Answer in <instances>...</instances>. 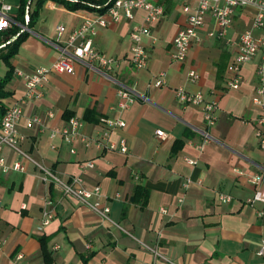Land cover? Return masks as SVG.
Returning a JSON list of instances; mask_svg holds the SVG:
<instances>
[{"label": "crops", "instance_id": "1", "mask_svg": "<svg viewBox=\"0 0 264 264\" xmlns=\"http://www.w3.org/2000/svg\"><path fill=\"white\" fill-rule=\"evenodd\" d=\"M2 3L11 5L9 14L15 17L19 2ZM163 5V15L143 39L149 56L143 68L128 60L129 31L142 24V10H135L132 20L110 22L93 36L94 46L116 59L115 78L138 95L127 109H117L115 81L96 65L78 60L73 61V73H49L42 95L23 104L18 130L25 139L20 147L32 160L3 147L6 162L19 161L23 169L0 171V264H264L259 253L264 243V216L259 212L264 203L247 202L257 188H264V149L258 145L254 124L264 106L252 101L258 59L242 65L237 88L226 84L234 41L246 29L254 35L260 32L253 28L255 10L236 7L222 36L217 35L214 18L206 15L185 59L175 61L173 37L194 11L196 0H164ZM33 6L34 0L30 11ZM96 11L69 10L54 0L42 3L17 52L8 62L0 58V80L10 71L3 88L9 94L0 97V111L19 102L26 91L14 70L49 66L70 32ZM19 25L23 28L25 23ZM57 25L64 27L60 35ZM190 70L198 74L193 81ZM161 72L166 84L153 85V77ZM179 86L217 101L216 121L209 129L214 140L201 151L194 144L201 141L199 129L205 126L202 106L178 102L174 89ZM31 115H38L40 123L26 127ZM69 116L88 117L82 131L94 138L105 130L100 117L124 120V127H113L108 135L114 142L124 137L128 152L101 151L81 143L70 152L60 137L49 134ZM157 129L166 134L164 139L156 135ZM187 158L196 162L190 164ZM89 160L93 167L81 166ZM41 167L62 181L80 175L85 188L99 185L101 196L90 201L107 205L108 218L45 180ZM254 174L262 177L258 185L249 180ZM219 193L232 198L222 202ZM46 197L53 201L54 214L37 230ZM151 248L159 254L154 256Z\"/></svg>", "mask_w": 264, "mask_h": 264}, {"label": "built area", "instance_id": "2", "mask_svg": "<svg viewBox=\"0 0 264 264\" xmlns=\"http://www.w3.org/2000/svg\"><path fill=\"white\" fill-rule=\"evenodd\" d=\"M164 0H106L103 4L92 5L95 9L104 8L102 12L96 11V14L86 16L83 21L74 28L66 41L59 45V56L49 66L35 67L31 71L15 69L14 74L21 77L26 86V91L19 102L5 109L0 117V171L7 173L11 170H22L23 166L19 161H14L13 164H8L2 154L3 147L9 146L17 150L20 154L29 160H32L20 147V142L25 139V135L18 130V122L23 116V104L32 98L42 95V87L48 80V74L51 72L58 73H73V61L78 60L89 67L96 65L107 76L117 84V109L122 111L127 109L137 98V94L126 84L117 80L113 74V65L117 62L115 58L109 56L103 51L98 50L93 44V36L101 27L107 26L110 22H117L121 18L132 20L134 11L140 9L144 12L142 24H134L129 31L130 49L128 60L137 69L143 68L148 62V49L144 43V37L151 35L153 25L158 22L164 13ZM32 0H27L24 8V23L29 21L30 5ZM236 7H251L255 10L253 15V28L259 29L258 35H254L251 29H246L241 32L234 41L236 46L235 53L228 64L230 77L226 84L228 87L237 88L241 79V67L244 63L258 59L256 67V75L258 83L254 89L252 101L257 106H264V0H196L194 11L186 17L185 23L179 27L173 37V52L171 57L175 61L185 59L188 49L196 37V30L203 25L206 15L210 14L215 21L218 29V36H222L232 22V15ZM11 5L2 3L0 6V32L8 29L14 22L13 17L9 14ZM27 26H23L21 30H26ZM57 34L60 35L63 31V25H57ZM212 33L209 32V35ZM16 35L8 38L0 43V47L14 39ZM198 74L194 70L188 72V78L195 80ZM152 84L162 86L166 84L165 74L161 72L159 76L152 79ZM175 97L178 102L184 105H201L204 127L199 129L201 141L194 144L199 151L203 150L205 143L214 140L209 129L215 124L216 109L218 107L216 100H206L201 92H189L179 86L174 89ZM141 97L145 99V96ZM51 115V112H49ZM99 122L105 125L98 138L91 137L82 131L84 120L76 116H70L63 125L52 127L50 129L51 137H60L62 141L69 146V151H76L77 143H81L85 147L95 146L101 151H119L121 153L128 152V143L124 137H121L118 142L109 139L108 130L113 127H124L125 121L119 118L100 117ZM40 123L38 115L26 117V127H32L34 124ZM255 135L258 145L264 149V112L254 120ZM161 139L166 137V134L161 130L155 131ZM188 163L194 164V159L187 158ZM82 167H93L92 160L83 162ZM43 168V167H41ZM45 180H50L56 183L63 193L75 196L93 211L98 213L103 218H108L109 207L107 205L100 206L97 201H90L91 198H99L101 190L99 185L92 188H85L82 185V177L74 175L68 181H62L59 177L53 174L50 170L43 168ZM261 175L254 174L249 177L251 183L258 185L261 182ZM189 181L184 183L188 185ZM231 195L219 193L218 199L222 202L231 200ZM181 201V199L179 200ZM259 201L264 203V188H257L251 199L247 202L253 203ZM166 212L165 208L161 209ZM53 201L50 197H46L43 202L42 221L37 227L41 230L49 220L53 217ZM259 215L264 216V209L259 212ZM146 246V245H145ZM151 250L154 256L159 253L153 248ZM259 253L264 255V243H262Z\"/></svg>", "mask_w": 264, "mask_h": 264}, {"label": "trees", "instance_id": "3", "mask_svg": "<svg viewBox=\"0 0 264 264\" xmlns=\"http://www.w3.org/2000/svg\"><path fill=\"white\" fill-rule=\"evenodd\" d=\"M44 1L46 0H34V6L29 13V21L25 26L27 27L31 26L33 20L36 18L38 14V10L40 6L42 5ZM54 1L61 3L65 8L69 10H74L77 8L93 9L95 7H93L92 5L103 4L106 0H54ZM26 2L27 0H19L18 12L16 16L13 17L14 22L8 29H6L3 32H0V43L12 37L13 35H16V37L12 41L4 45V48L0 47V58L6 62H8L9 58L12 57L17 52L20 43L22 42V40L25 38L27 34V31L21 30L22 28L19 25V24L24 25V8L26 5ZM97 10L102 12L104 8H100ZM9 76H10V71L7 72V74L0 80V97H4L9 94L8 91H5L3 89ZM4 111L5 110L0 111V117L2 116ZM69 117H67L66 119H68ZM86 119H88V117L83 118V120H86ZM141 191L146 197V191L143 188H141ZM40 240H41V244L44 245L45 238L41 237Z\"/></svg>", "mask_w": 264, "mask_h": 264}, {"label": "rangeland", "instance_id": "4", "mask_svg": "<svg viewBox=\"0 0 264 264\" xmlns=\"http://www.w3.org/2000/svg\"><path fill=\"white\" fill-rule=\"evenodd\" d=\"M5 2H11V4L14 6V4H17L18 0H4Z\"/></svg>", "mask_w": 264, "mask_h": 264}]
</instances>
